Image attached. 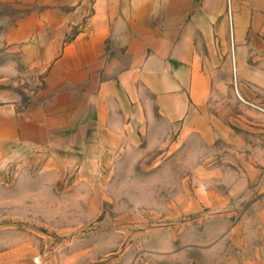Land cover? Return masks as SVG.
<instances>
[{
    "label": "crops",
    "instance_id": "0c3cea01",
    "mask_svg": "<svg viewBox=\"0 0 264 264\" xmlns=\"http://www.w3.org/2000/svg\"><path fill=\"white\" fill-rule=\"evenodd\" d=\"M212 74L218 112L264 106V0H0V264H56L34 227L98 209L118 163L169 145L159 116L180 144L203 133ZM217 174L183 203L208 212L153 230L151 264H264V158Z\"/></svg>",
    "mask_w": 264,
    "mask_h": 264
},
{
    "label": "rangeland",
    "instance_id": "374dc122",
    "mask_svg": "<svg viewBox=\"0 0 264 264\" xmlns=\"http://www.w3.org/2000/svg\"><path fill=\"white\" fill-rule=\"evenodd\" d=\"M214 77L212 74L206 101L207 129L203 133L190 130L181 136L180 144L179 129L166 130L159 116L151 140L162 141L169 134V145L153 146L139 161L118 163L116 177L101 179L104 193L90 195L100 198L96 199L100 201L98 209L79 210L81 224L64 226L65 230L59 226L34 227L42 233L45 256H54L56 264H151L154 260L143 253L153 230L163 236L160 233L172 224L179 227L208 212L203 206L197 211L183 209L188 196H198L195 188L214 186L217 173L263 169L264 116L259 113L264 111L259 108L264 106L257 104V109L229 94L222 99L224 110L225 106H236V111L218 112L220 101L215 96ZM248 108L257 114H249ZM191 122L197 126L199 120L192 118ZM130 154L138 153L132 150ZM71 180L68 177L65 184ZM188 187L191 195L184 192ZM214 260L207 258L203 264H213Z\"/></svg>",
    "mask_w": 264,
    "mask_h": 264
}]
</instances>
